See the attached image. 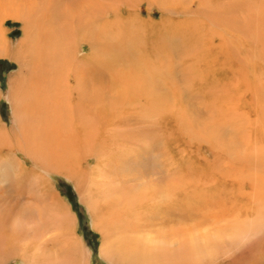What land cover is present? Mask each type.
I'll return each instance as SVG.
<instances>
[{"label":"bare ground","instance_id":"bare-ground-1","mask_svg":"<svg viewBox=\"0 0 264 264\" xmlns=\"http://www.w3.org/2000/svg\"><path fill=\"white\" fill-rule=\"evenodd\" d=\"M143 1L172 17L140 16ZM240 1L0 0V58L15 66L0 231L27 200L24 153L76 183L107 264L264 262V0ZM6 20L23 29L14 48ZM143 133L153 170L140 169ZM71 212L40 264H85ZM40 233L22 264H38Z\"/></svg>","mask_w":264,"mask_h":264},{"label":"rangeland","instance_id":"rangeland-1","mask_svg":"<svg viewBox=\"0 0 264 264\" xmlns=\"http://www.w3.org/2000/svg\"><path fill=\"white\" fill-rule=\"evenodd\" d=\"M237 1H240V0H237ZM242 1H245V0H242ZM122 5L124 7V4ZM138 14L142 17H145V16L151 17L154 20L159 19L160 17H164L165 15L171 16V13L168 10L162 11L153 6L149 7L148 3L145 1H143L141 5L139 6ZM186 15H187L186 13H182L180 15L174 16V18H185ZM3 28L5 30L9 43L11 44L12 48H14L16 46V42L21 38V35L23 34L22 33L23 29L21 28L20 22L13 21V20H6L4 21ZM14 70H15L14 63L9 58H0V92L2 94L0 96V117H1V121L3 120L2 122L7 127L8 126L10 127L14 123L13 117L11 115L12 113L11 107H10L9 102H7L8 101L7 100L8 79H9L10 74H12ZM72 101H75L74 98L72 99ZM76 129L79 130L78 127H76ZM141 136L143 139L142 140L143 141L142 150H145V151L141 152L142 156L140 159V162H141L140 169L143 170L144 168L149 167L148 169L153 170L157 168V165H155V163H152L154 162V155H153V147H152L153 142L151 140V135L149 133H143L141 134ZM214 154H215L214 151L207 152L208 157H213ZM17 155H18V159H20L21 161L25 163L26 168L34 171L35 173H32L28 181V185L26 189V197H27L26 202L25 203L19 202L18 201L19 199L17 197L15 198L16 200L14 199L12 201L13 202L12 206H14L15 212L11 218V221H9L10 229L8 227L0 231L1 233L0 234V238H1L0 239V249L2 251H10V254L7 260L1 264H22V260L20 257V254H21L20 250L23 248L24 249L27 248V246L29 247L30 239L28 238V236L30 235V233L33 234L36 240H37V237L39 238L41 237L39 236V233L41 231L42 233H45V235L40 233V235H42L43 240L42 238L41 240L38 238L40 241H37L38 243H41V241H43L40 244V246L38 245V249H37L38 250L37 260H39L38 264H40V260H43L42 262L45 261L43 259L45 252L49 253V252L59 251L62 248L63 244H65L66 242L65 238L62 240L60 237L62 236L60 235V233L62 232L61 231L62 228L61 226H59L61 225L60 224L61 219L58 217L59 216L58 211L60 213V211L63 212L64 209H67L68 212L72 211L71 213H73L74 215V221H73L74 227L73 228H74L76 236L78 237V240L80 241L81 247L84 250L83 255L85 259V264H87L88 262H89L88 264H107L103 259H101L102 257L99 254V247L101 244L100 242L101 235H99V233H97V231H95L92 228L91 217L89 216L86 205L82 201V195L78 187L76 186V183L73 180L67 178L65 175H60L55 172L46 170V168H44L38 162L34 161L31 157L26 156V154L24 153H20ZM149 157H151L153 160L151 161V158ZM143 160L148 165L144 163ZM81 162H82V167L87 169L88 171L90 168L94 166L96 160L94 157H88V158H82ZM89 181H90V176L86 178L85 184L89 185ZM53 191H55L58 194V196L69 205V207L67 205L64 206L65 204H63V201L54 199ZM18 203H21V205ZM38 203L40 204V206L38 205ZM41 207H43V209ZM43 210L46 212V214ZM43 216L45 218H43ZM31 226L33 229L31 228ZM24 229L26 232L24 231ZM54 231H56V233H54ZM57 231L59 234H57ZM24 233H26L27 235H25ZM48 233L50 234L48 235ZM46 235L48 236L46 237ZM50 235L52 237L59 236V235L60 236L56 241L53 242L49 239ZM44 237L46 241L48 239V242L45 241ZM54 248L57 250L55 251ZM250 263L251 264H264L261 258H254V257L250 258ZM47 264H51V263L48 262Z\"/></svg>","mask_w":264,"mask_h":264},{"label":"crops","instance_id":"crops-1","mask_svg":"<svg viewBox=\"0 0 264 264\" xmlns=\"http://www.w3.org/2000/svg\"><path fill=\"white\" fill-rule=\"evenodd\" d=\"M27 156V155H26ZM102 259V258H101ZM89 263V262H88Z\"/></svg>","mask_w":264,"mask_h":264}]
</instances>
